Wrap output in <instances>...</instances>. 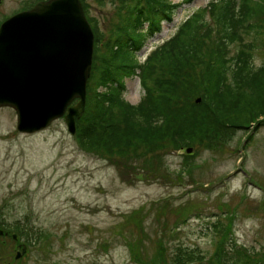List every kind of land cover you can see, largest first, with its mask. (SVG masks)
<instances>
[{
	"label": "rangeland",
	"instance_id": "obj_1",
	"mask_svg": "<svg viewBox=\"0 0 264 264\" xmlns=\"http://www.w3.org/2000/svg\"><path fill=\"white\" fill-rule=\"evenodd\" d=\"M33 1L0 0V20ZM185 1L170 0L180 7L171 23L162 24V33L148 37L135 53L138 61L143 62L193 11L207 8L211 0ZM90 2L95 26L92 54L97 65L106 50L103 46L125 25L128 7L123 2ZM261 39L264 45V36ZM233 50L223 60L226 66ZM253 54L257 66L264 63L263 46ZM124 83L122 99L138 105L144 95L139 78L129 77ZM190 147L193 157L184 153L189 147L163 152L169 171L163 177L152 171L151 164L139 165L126 155L82 150L62 118L44 131L21 134L16 130L15 112L0 108V217L10 228L8 233L3 231L6 237H0V264H131L127 243L136 239L139 228L150 236L157 229L156 217L142 219L141 213L159 209V224L167 220L171 227L174 213L179 212L174 209L186 203L201 216L187 217L172 243L197 247L209 256L212 243L222 233L211 235L207 226L216 219L226 226L231 216L227 210L233 208L234 240L260 251L264 244V126L235 131L227 144L216 149L204 144ZM221 204L227 206L224 213L217 208ZM15 222L26 225L22 227L35 242L42 233L49 238H41L39 245L21 254L20 244L11 237Z\"/></svg>",
	"mask_w": 264,
	"mask_h": 264
},
{
	"label": "trees",
	"instance_id": "obj_2",
	"mask_svg": "<svg viewBox=\"0 0 264 264\" xmlns=\"http://www.w3.org/2000/svg\"><path fill=\"white\" fill-rule=\"evenodd\" d=\"M127 2L125 25L103 46L106 50L100 63L93 62L85 110L76 121L74 135L82 150L126 155L139 165L151 164L152 171L164 177L169 172L162 161L164 151L179 152L203 144L216 149L227 144L235 131H257L264 126V63L257 66L253 58V52L264 47V0H211L142 65L135 53L148 37L161 31L162 22L172 21L180 5L170 0ZM238 46V55L229 57L226 66L223 60ZM134 76L139 77L144 91L138 105L122 99L124 80ZM176 175L179 180L180 174ZM225 207L217 208L224 213ZM157 210L140 215L142 219L146 215V220L156 217L157 229L150 236L139 228L136 239L127 243L131 264H264V244L259 251L234 240L233 208L227 210L231 216L226 226L218 219L207 226L211 235L222 233L212 243L209 256L197 247L172 243L187 217L198 218L201 213L190 211L189 203L179 204L170 227L167 220L159 224ZM18 225L15 222L13 227L15 241L26 252L39 245L41 238H49L42 233L35 242L22 227L26 225Z\"/></svg>",
	"mask_w": 264,
	"mask_h": 264
},
{
	"label": "water",
	"instance_id": "obj_3",
	"mask_svg": "<svg viewBox=\"0 0 264 264\" xmlns=\"http://www.w3.org/2000/svg\"><path fill=\"white\" fill-rule=\"evenodd\" d=\"M93 42L77 0L38 2L2 23L0 108L15 111L18 132L44 130L64 116L67 131L75 134L86 103Z\"/></svg>",
	"mask_w": 264,
	"mask_h": 264
},
{
	"label": "flooded vegetation",
	"instance_id": "obj_4",
	"mask_svg": "<svg viewBox=\"0 0 264 264\" xmlns=\"http://www.w3.org/2000/svg\"><path fill=\"white\" fill-rule=\"evenodd\" d=\"M40 1H42V2H46V1H48V0H35V1H33V2H31L28 6H25V7H23L22 8V10L21 11H24V10H29V9H31L37 2H40ZM79 1V3H80V5H81V8H82V10H83V13H84V16H85V18L87 19V21L89 22V24H90V26H92L93 25V23L91 22V20L93 19V17H91L90 16V7H91V2H90V0H78ZM92 2H95L96 4H102V3H104V2H106V1H111V2H123L124 4H127V5H129V3L127 2V0H91ZM20 11V12H21ZM12 16V15H11ZM10 16H8V17H5L1 22H0V24H2V22L4 21V20H6L7 18H9ZM16 116V115H15ZM4 224V222L3 221H1V218H0V227H3V229L4 230H7V229H5V225H3ZM2 236H5V234H4V232L0 229V237H2ZM7 236V235H6ZM5 236V237H6ZM14 235H12L11 237L14 239V240H16V237H13ZM17 248L18 249H20L21 250V254H24L25 252H22V251H25V248H23L22 247V245H17ZM19 253V252H18ZM17 254V253H16Z\"/></svg>",
	"mask_w": 264,
	"mask_h": 264
},
{
	"label": "bare ground",
	"instance_id": "obj_5",
	"mask_svg": "<svg viewBox=\"0 0 264 264\" xmlns=\"http://www.w3.org/2000/svg\"><path fill=\"white\" fill-rule=\"evenodd\" d=\"M225 62V61H224Z\"/></svg>",
	"mask_w": 264,
	"mask_h": 264
}]
</instances>
